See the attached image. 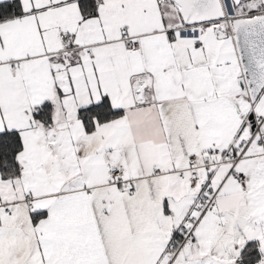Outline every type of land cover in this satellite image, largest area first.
<instances>
[{"label":"snow or ice","instance_id":"6c2138e0","mask_svg":"<svg viewBox=\"0 0 264 264\" xmlns=\"http://www.w3.org/2000/svg\"><path fill=\"white\" fill-rule=\"evenodd\" d=\"M0 264H264V0H0Z\"/></svg>","mask_w":264,"mask_h":264}]
</instances>
